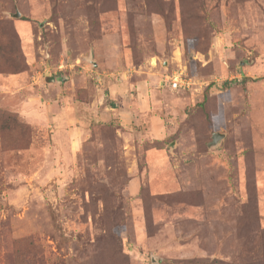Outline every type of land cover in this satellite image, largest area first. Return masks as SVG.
<instances>
[{
	"label": "rangeland",
	"instance_id": "rangeland-1",
	"mask_svg": "<svg viewBox=\"0 0 264 264\" xmlns=\"http://www.w3.org/2000/svg\"><path fill=\"white\" fill-rule=\"evenodd\" d=\"M0 138V264H264V0H0Z\"/></svg>",
	"mask_w": 264,
	"mask_h": 264
},
{
	"label": "water",
	"instance_id": "water-1",
	"mask_svg": "<svg viewBox=\"0 0 264 264\" xmlns=\"http://www.w3.org/2000/svg\"><path fill=\"white\" fill-rule=\"evenodd\" d=\"M14 17H19V14L16 13L14 15ZM58 81L62 82V81H64V78L60 77V78H58ZM222 138H223V135H221V134H213L212 135V141L208 144V146L209 147L215 146L219 142V140H221Z\"/></svg>",
	"mask_w": 264,
	"mask_h": 264
},
{
	"label": "built area",
	"instance_id": "built-area-1",
	"mask_svg": "<svg viewBox=\"0 0 264 264\" xmlns=\"http://www.w3.org/2000/svg\"><path fill=\"white\" fill-rule=\"evenodd\" d=\"M181 80L179 81L178 80V77H174L172 80H171V87L173 89H176L178 87H182V85L180 84Z\"/></svg>",
	"mask_w": 264,
	"mask_h": 264
},
{
	"label": "trees",
	"instance_id": "trees-1",
	"mask_svg": "<svg viewBox=\"0 0 264 264\" xmlns=\"http://www.w3.org/2000/svg\"><path fill=\"white\" fill-rule=\"evenodd\" d=\"M50 77V76H49ZM48 78V77H47ZM1 139V138H0Z\"/></svg>",
	"mask_w": 264,
	"mask_h": 264
}]
</instances>
